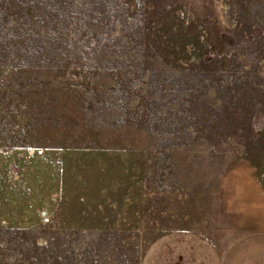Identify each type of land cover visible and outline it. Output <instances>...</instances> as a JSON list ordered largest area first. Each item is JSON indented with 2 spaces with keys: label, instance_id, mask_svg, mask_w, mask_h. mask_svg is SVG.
Masks as SVG:
<instances>
[{
  "label": "rangeland",
  "instance_id": "obj_1",
  "mask_svg": "<svg viewBox=\"0 0 264 264\" xmlns=\"http://www.w3.org/2000/svg\"><path fill=\"white\" fill-rule=\"evenodd\" d=\"M0 264H264V0H0Z\"/></svg>",
  "mask_w": 264,
  "mask_h": 264
}]
</instances>
